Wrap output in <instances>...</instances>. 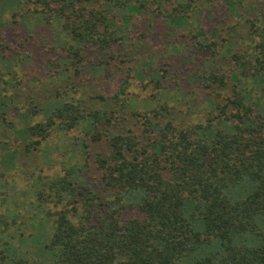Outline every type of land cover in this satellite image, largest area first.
I'll return each instance as SVG.
<instances>
[{
	"label": "trees",
	"instance_id": "obj_1",
	"mask_svg": "<svg viewBox=\"0 0 264 264\" xmlns=\"http://www.w3.org/2000/svg\"><path fill=\"white\" fill-rule=\"evenodd\" d=\"M136 1L32 0L36 6L28 11L66 32L65 70L74 66L82 73L94 55L98 62L90 69L102 74L129 38L130 12L146 8L147 0ZM156 1L153 17L179 27L189 23V1L167 10L164 0ZM254 2L225 0L241 17L238 8ZM261 22L247 18L253 44L243 50L221 43L216 32L199 39L194 34L198 52L216 58L227 49L231 62L227 71L191 74L208 91V112L197 122L176 123L166 103L132 112L140 131L120 130L127 114L123 85L112 97L118 107L71 97L31 102L20 111L14 98L1 94L0 126L14 129L16 141L23 136L24 153L39 150L55 129L67 133L79 126L91 140L106 136L110 152L97 159L101 186L93 189L76 169L58 177L28 172L40 185L39 201L62 207L54 223L37 226L36 235L0 214V239H6L0 241V264H264V14ZM203 61L207 67L213 59ZM162 71H155L158 88H166ZM39 114L45 118L34 121ZM13 152L6 156L8 171L15 168ZM128 211L133 215L126 217ZM33 238L41 243L37 255Z\"/></svg>",
	"mask_w": 264,
	"mask_h": 264
},
{
	"label": "rangeland",
	"instance_id": "obj_2",
	"mask_svg": "<svg viewBox=\"0 0 264 264\" xmlns=\"http://www.w3.org/2000/svg\"><path fill=\"white\" fill-rule=\"evenodd\" d=\"M187 1L192 8L189 9V23L179 27L163 17H153L158 1L147 0L146 8L141 12H130L129 38L121 48L116 47V59L109 65L108 73L91 71L98 62L91 55L90 60L85 61L87 67L77 74L74 66L67 70L63 67L67 54L64 45L69 42V37L56 22L46 24L39 14H29L28 10L36 6L32 0H0V96L5 94L6 98H14L12 104L20 111L31 102L45 104L71 97L86 100L94 107H118L112 97L123 85L124 94L120 96L126 103L127 114L120 130L140 131L137 117L132 112L158 109L166 103L170 107L169 115L176 123L189 124L204 119L208 112V91L198 85L191 74L197 70L227 71L231 68L230 53L223 49V54L212 58L192 45L196 39L204 35L211 37L216 32L215 39L221 43L231 42L234 50L249 48L253 43L246 20L253 17L257 24H263L264 1L255 0L249 7L240 6L238 10L243 17L232 15L225 0H164L163 9ZM118 22L126 24L124 20ZM206 58L209 62L213 59L207 67L203 61ZM159 68L163 70L161 80L166 88L156 87L159 77L155 71ZM44 118L43 114L33 117L34 121ZM22 123L19 121L18 127ZM110 130L114 132L112 128ZM102 131L108 130L103 128ZM15 137L14 129L0 126V214L10 223L16 221L15 228L19 226L26 234L36 235L39 232L37 226L54 223V214L62 206L39 201L36 191L40 185L28 172L58 177L69 169H76L86 185L91 184L92 189L100 187L102 171L97 159L110 152V145L106 136L99 141L91 140L80 126L67 133L55 129L39 150L29 154L23 151V136L19 134L18 141ZM4 143L9 148H5ZM13 151L18 156L14 160L15 168L8 171L7 164L11 159L6 156L15 154ZM131 215L133 212L130 211L125 214L126 217ZM38 241V238L30 239L31 251L36 255L41 250Z\"/></svg>",
	"mask_w": 264,
	"mask_h": 264
}]
</instances>
